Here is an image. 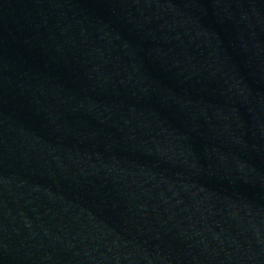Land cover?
Masks as SVG:
<instances>
[{
    "label": "water",
    "instance_id": "95a60500",
    "mask_svg": "<svg viewBox=\"0 0 264 264\" xmlns=\"http://www.w3.org/2000/svg\"><path fill=\"white\" fill-rule=\"evenodd\" d=\"M0 264H264V0H0Z\"/></svg>",
    "mask_w": 264,
    "mask_h": 264
}]
</instances>
